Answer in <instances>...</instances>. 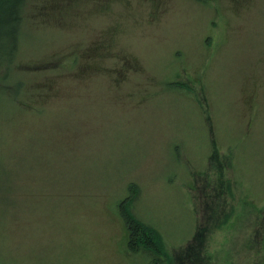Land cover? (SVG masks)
I'll return each mask as SVG.
<instances>
[{
  "label": "rangeland",
  "instance_id": "1",
  "mask_svg": "<svg viewBox=\"0 0 264 264\" xmlns=\"http://www.w3.org/2000/svg\"><path fill=\"white\" fill-rule=\"evenodd\" d=\"M24 15L0 83V264H246L264 230V0H26ZM131 182L162 255L127 247ZM201 217L220 223L204 253Z\"/></svg>",
  "mask_w": 264,
  "mask_h": 264
},
{
  "label": "trees",
  "instance_id": "2",
  "mask_svg": "<svg viewBox=\"0 0 264 264\" xmlns=\"http://www.w3.org/2000/svg\"><path fill=\"white\" fill-rule=\"evenodd\" d=\"M25 3L26 0H0V83L5 82L10 76L8 69L11 68V62L18 50L23 30ZM135 183L129 184V194L119 203L120 215L127 229V247L132 252L143 249L148 253L154 252L162 255L165 245L162 243L158 231L136 218L132 214V210L129 209V206L133 207L131 204L137 193ZM212 190L221 191L222 187L219 190L218 188ZM226 190L231 194L229 183L226 185ZM231 196L233 197V194ZM262 210H264V205L261 209H257L256 213L259 215ZM223 220L226 222L225 219ZM210 224L211 222L203 221L202 217L199 218L193 241L189 246H196L199 251L204 253L203 247L204 243H207V233L210 229L207 226ZM214 225L218 226L220 223L212 222L210 227ZM244 241H247L245 247L248 251H244V255L248 256L246 264H264V230L257 235L253 231L248 233ZM253 242L257 248L254 251L250 246V243ZM187 252L185 249L184 254L186 255Z\"/></svg>",
  "mask_w": 264,
  "mask_h": 264
}]
</instances>
